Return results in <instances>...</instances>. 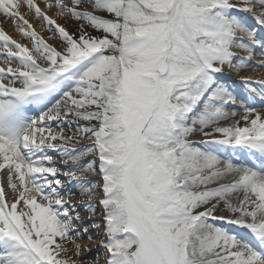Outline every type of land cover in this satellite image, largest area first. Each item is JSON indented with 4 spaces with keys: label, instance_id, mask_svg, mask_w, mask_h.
Wrapping results in <instances>:
<instances>
[{
    "label": "snow or ice",
    "instance_id": "6c2138e0",
    "mask_svg": "<svg viewBox=\"0 0 264 264\" xmlns=\"http://www.w3.org/2000/svg\"><path fill=\"white\" fill-rule=\"evenodd\" d=\"M42 3L0 0V264H264V0Z\"/></svg>",
    "mask_w": 264,
    "mask_h": 264
},
{
    "label": "rangeland",
    "instance_id": "374dc122",
    "mask_svg": "<svg viewBox=\"0 0 264 264\" xmlns=\"http://www.w3.org/2000/svg\"><path fill=\"white\" fill-rule=\"evenodd\" d=\"M40 1L42 2V0H40ZM240 17H241V19L249 27L254 28L257 31V33H258V35L260 36L261 39H264V29H261V27L256 23V21L252 18V16L250 14L240 13ZM36 21H38V20H36ZM58 23H60L62 25H65L68 28L69 31H75L78 22H75V21L70 20V19H58ZM39 24H40V22H39ZM43 28H45V27H43ZM5 30L9 33V35L12 36L13 39H15V40H17V41H19L21 43H28L22 37H20L19 40L15 38L16 36H14L12 34L14 28L11 29L10 31H8L6 28H5ZM17 35H18V32H17ZM49 35L50 34L48 33L47 39H46L47 42L50 43V44H56L57 43L56 41L49 40L48 39ZM29 47H31L30 44H29ZM257 51H259V49ZM239 54L241 56H247V53H244V52H241ZM260 59H262V58L259 57V56H257V57H255V59L252 62L253 63L258 62ZM0 66H3L2 62H0ZM248 70H251L252 72L257 73V74H259V72H260V75H258L259 78H256V79L255 78H251L250 75H248V76L243 75V76L248 77V78H251V80H253V81L264 80V73H262V72H264V69L254 70L252 68H249ZM241 75H242V73H241ZM223 80H224L225 83H227L235 91L236 95L240 98L241 101H244L245 100V98L248 95V89H246L243 86V84L241 83V80H240V76L239 75H236L233 72H228L223 77ZM254 86L258 87L259 85L258 84H255ZM249 103L252 106L256 107L257 109H260V108L264 107V104H262L260 102L259 98H257L255 101H249ZM235 107H236L237 110H239L240 105L237 104ZM65 131H66V133L71 132V131H75V128H72V129H67L66 128ZM197 137H200V139L197 138ZM193 139L196 142H200L204 138L202 136L197 135V136L193 137ZM88 143H89L88 141H84L80 145H77V147L78 148L79 147H84ZM0 179H2V182L6 186V183H7V182H5L6 181V175L4 173H0ZM93 179H97V178H93ZM72 202L75 203V204H77V205H80L82 203V198L79 195H74L73 198H72ZM80 210H81V212H83V209L82 208ZM218 215H227V213L221 212V213H218ZM87 222H88L87 219H85V223H87ZM217 223H218V221H217ZM89 232L92 233V232H94V230L91 229V228H89ZM79 243H81L83 247H86V248H90L91 249L90 252H84L83 253V258L86 260V262H88V264H91V261H93V260H98L99 261V264H103V261H104V250L100 246V238L98 236H96L95 234H93L92 240L89 241V240H86V239H81L79 241Z\"/></svg>",
    "mask_w": 264,
    "mask_h": 264
},
{
    "label": "bare ground",
    "instance_id": "6f19581e",
    "mask_svg": "<svg viewBox=\"0 0 264 264\" xmlns=\"http://www.w3.org/2000/svg\"><path fill=\"white\" fill-rule=\"evenodd\" d=\"M37 2L40 3V6H41L42 8L44 7V4H43L40 0H37ZM54 13H55V9H53L52 11H50L48 14H49L50 16H54ZM33 23H34V25H35V29H36V31L39 32L40 35L43 36L44 39L46 40V39H47V35H48V31L46 30V28H43L42 25H40L38 21H33ZM38 25H39L40 27H39ZM3 26H4L8 31H10L11 29L14 28L13 25H12V23H11V21H9V22L6 23V24H3ZM12 34H13L14 36H16L15 38L18 39V40H19L20 37H21L20 33H18V35H17V32L15 31V29L13 30ZM262 73H264V72H262ZM242 75H246V76L250 75L251 78H255V79H256V78H259L258 75H260V72H259V74H257V73L252 72L251 70H247V71L243 72ZM197 138L200 139V137H197ZM197 141H198V140H197ZM5 182H7V181H5ZM221 222H222V223H221ZM218 223L223 224V226H224V227H227V228H233V227H234V226H231V225H227V224L224 223L223 221H218ZM78 242H79V241H78ZM70 247H71V246H70ZM73 251H74V249H73ZM70 255H71V253H70Z\"/></svg>",
    "mask_w": 264,
    "mask_h": 264
}]
</instances>
